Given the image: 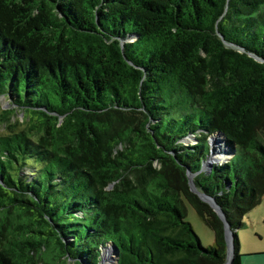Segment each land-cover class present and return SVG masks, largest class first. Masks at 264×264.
I'll return each mask as SVG.
<instances>
[{
    "label": "trees",
    "instance_id": "obj_1",
    "mask_svg": "<svg viewBox=\"0 0 264 264\" xmlns=\"http://www.w3.org/2000/svg\"><path fill=\"white\" fill-rule=\"evenodd\" d=\"M3 96L0 264H98L109 245L118 264H225L187 171L243 264L237 231L264 199V0H0ZM210 137L229 161L201 172Z\"/></svg>",
    "mask_w": 264,
    "mask_h": 264
},
{
    "label": "rangeland",
    "instance_id": "obj_2",
    "mask_svg": "<svg viewBox=\"0 0 264 264\" xmlns=\"http://www.w3.org/2000/svg\"><path fill=\"white\" fill-rule=\"evenodd\" d=\"M11 101L5 96L0 97V115L3 110L7 111L12 109ZM16 121L17 119H24V115L20 114L19 112L15 115ZM8 124H3L0 121V133H5L6 126ZM214 141L215 138L210 137L209 139V156L211 150H214ZM218 142L220 141L217 140ZM223 141V140H222ZM185 145H195L197 144V140L192 136L191 138L185 140ZM213 148V149H212ZM206 160V159H205ZM204 160V161H205ZM203 161V162H204ZM187 220L192 224L196 234L201 240V243L205 247H210L215 242V236L212 230H210L199 218L194 208L191 206L188 207V218ZM243 222L245 223L246 227L243 229H239L237 231L239 240H240V255L246 256L249 254H257V253H264V199L262 204L257 207L255 210L250 212L247 216L243 218ZM108 249H112L111 246H107L101 249V261L98 264H104V254ZM114 253V251H113ZM114 257L111 259L113 264H115ZM245 258V257H244ZM249 264H261L259 262L249 261Z\"/></svg>",
    "mask_w": 264,
    "mask_h": 264
},
{
    "label": "water",
    "instance_id": "obj_3",
    "mask_svg": "<svg viewBox=\"0 0 264 264\" xmlns=\"http://www.w3.org/2000/svg\"><path fill=\"white\" fill-rule=\"evenodd\" d=\"M243 51V50H242ZM257 61H262L259 58L255 57ZM191 138V137H190ZM215 138V137H213ZM189 139V138H188ZM215 140H219L218 138H215ZM226 151L229 152L228 148L226 147ZM217 150H211L210 156L207 157V159L202 163V170L201 172H211L213 168L217 165H220L222 163H227L229 161V155L227 157H218L217 156ZM187 176L189 179V186L191 192L196 194L202 201L206 202L211 206V208L219 215V217L222 219V221L225 224V231H226V240H227V245H228V253H227V259L225 264H232L235 258V250H234V233L232 232L229 224L227 223L226 217L224 212L222 211L221 207L216 203L215 199L206 195L205 193L201 192L196 184H195V174H192L190 171H187ZM232 185L230 184V187ZM111 250L114 251L115 254V264H118V257H117V249L111 246Z\"/></svg>",
    "mask_w": 264,
    "mask_h": 264
},
{
    "label": "bare ground",
    "instance_id": "obj_4",
    "mask_svg": "<svg viewBox=\"0 0 264 264\" xmlns=\"http://www.w3.org/2000/svg\"><path fill=\"white\" fill-rule=\"evenodd\" d=\"M213 149V148H212ZM220 151L217 152L218 157H227L230 152H226V146L221 141H214V151ZM225 151V152H224ZM114 257V253L111 249H108L104 254V264H113V261L111 259Z\"/></svg>",
    "mask_w": 264,
    "mask_h": 264
},
{
    "label": "crops",
    "instance_id": "obj_5",
    "mask_svg": "<svg viewBox=\"0 0 264 264\" xmlns=\"http://www.w3.org/2000/svg\"><path fill=\"white\" fill-rule=\"evenodd\" d=\"M245 257V258H244ZM243 257V264H249V261L264 264V253L249 254Z\"/></svg>",
    "mask_w": 264,
    "mask_h": 264
}]
</instances>
